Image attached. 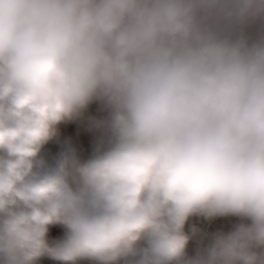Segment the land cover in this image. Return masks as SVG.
<instances>
[{"label": "clouds", "instance_id": "9594fccd", "mask_svg": "<svg viewBox=\"0 0 264 264\" xmlns=\"http://www.w3.org/2000/svg\"><path fill=\"white\" fill-rule=\"evenodd\" d=\"M44 258L264 264V0H0V264Z\"/></svg>", "mask_w": 264, "mask_h": 264}, {"label": "trees", "instance_id": "16d2710c", "mask_svg": "<svg viewBox=\"0 0 264 264\" xmlns=\"http://www.w3.org/2000/svg\"><path fill=\"white\" fill-rule=\"evenodd\" d=\"M98 106L93 104L89 108V114H97ZM61 140L71 139V141L80 149L83 156L90 154L92 149L93 134L86 131L85 127L79 122L68 123L60 125ZM59 144L52 142L46 146V151L49 154L54 155L59 151ZM237 222L235 217L217 218L213 221H205L203 218L194 217L190 220L189 226L195 225L196 227L213 233L218 230H229L231 226ZM64 235V229L61 226H52L49 232V239L56 240L62 238ZM195 244L190 243V251L194 248ZM40 264H58L56 261L44 258L40 261ZM81 264H88V262H81Z\"/></svg>", "mask_w": 264, "mask_h": 264}]
</instances>
